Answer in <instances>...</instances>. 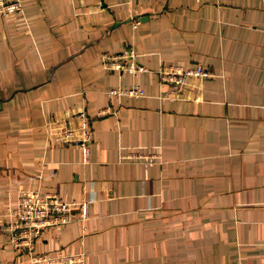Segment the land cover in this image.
<instances>
[{"label":"crops","instance_id":"0c3cea01","mask_svg":"<svg viewBox=\"0 0 264 264\" xmlns=\"http://www.w3.org/2000/svg\"><path fill=\"white\" fill-rule=\"evenodd\" d=\"M125 48L142 70L107 64ZM197 64L211 75L167 97L159 70ZM134 84L143 94L110 92ZM80 110L87 161L51 131ZM27 189L89 201L34 252L264 264V0H22L0 15V264H46L10 244Z\"/></svg>","mask_w":264,"mask_h":264},{"label":"built area","instance_id":"2783aa9c","mask_svg":"<svg viewBox=\"0 0 264 264\" xmlns=\"http://www.w3.org/2000/svg\"><path fill=\"white\" fill-rule=\"evenodd\" d=\"M22 10V0H0V15L19 12ZM107 64L120 69H129L137 72L143 66L136 62L135 53L131 48H125L121 53L107 56ZM109 60V61H108ZM160 79L170 85V99L181 97L184 87L194 77L204 78L211 75V71L202 65L181 67L179 65H167L159 70ZM113 94L140 95L142 88L135 84L128 88L117 87L110 91ZM78 116L81 124L77 128L68 126L66 123L51 127V131L57 134L58 140L64 143L78 145L82 151L83 160L89 159V144L91 129L85 110H80ZM75 208L79 212H75ZM88 200H64L55 193H42L38 189L23 190L18 196L16 206L12 209V223L8 227L10 244L12 247L25 252L34 261L46 264H84L85 253H40L33 251V241L44 230L70 223L75 219L88 217Z\"/></svg>","mask_w":264,"mask_h":264},{"label":"rangeland","instance_id":"374dc122","mask_svg":"<svg viewBox=\"0 0 264 264\" xmlns=\"http://www.w3.org/2000/svg\"><path fill=\"white\" fill-rule=\"evenodd\" d=\"M133 50V49H132ZM134 51V50H133ZM135 57H136V55H135ZM136 59V58H135ZM136 62L138 63V61H137V59H136ZM139 64V63H138ZM135 85V84H134ZM137 85H139L140 86V84H137ZM141 87V86H140ZM142 88V87H141ZM113 90V89H112ZM143 90V89H142ZM167 93H170V89H168L167 90ZM142 94H143V92H142ZM141 95V94H140ZM177 98H180V97H177ZM144 157L143 158H145L144 159V161L145 162H148V161H152V160H154L155 159V156L154 155H143ZM45 231V230H44ZM40 253H42V252H40ZM44 253H48V252H44ZM56 253H60V252H56ZM61 253H63V252H61ZM75 253V252H74ZM49 255H52L51 253H48ZM53 254H55V253H53Z\"/></svg>","mask_w":264,"mask_h":264}]
</instances>
